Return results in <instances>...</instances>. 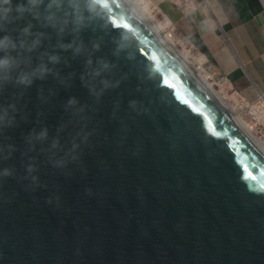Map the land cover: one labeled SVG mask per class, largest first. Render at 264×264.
I'll list each match as a JSON object with an SVG mask.
<instances>
[{"label": "water", "instance_id": "1", "mask_svg": "<svg viewBox=\"0 0 264 264\" xmlns=\"http://www.w3.org/2000/svg\"><path fill=\"white\" fill-rule=\"evenodd\" d=\"M27 5L0 0L38 41L0 89V264H264V155L209 90L123 0Z\"/></svg>", "mask_w": 264, "mask_h": 264}, {"label": "crops", "instance_id": "2", "mask_svg": "<svg viewBox=\"0 0 264 264\" xmlns=\"http://www.w3.org/2000/svg\"><path fill=\"white\" fill-rule=\"evenodd\" d=\"M152 1L241 97L264 95V0H193L198 6L185 11Z\"/></svg>", "mask_w": 264, "mask_h": 264}, {"label": "clouds", "instance_id": "3", "mask_svg": "<svg viewBox=\"0 0 264 264\" xmlns=\"http://www.w3.org/2000/svg\"><path fill=\"white\" fill-rule=\"evenodd\" d=\"M10 3V0H9ZM65 0H28L26 8H22V11H31L37 16H42L43 20L48 24L55 26L56 13L64 6ZM71 3V0H69ZM43 6V13H41V7ZM159 9V8H158ZM11 17L7 15V11L4 16H0V31L6 30V25L10 21ZM78 22V20L76 21ZM29 27H31L29 25ZM28 28L23 30L22 35H28ZM38 41H33L32 44H28L26 40H14L9 35H4L0 38V89L6 88L9 85L32 83V75L24 71H18L20 69L19 50L31 51L36 46ZM13 53H17L14 55ZM55 59V58H53ZM107 67V65H105ZM43 73H41V76ZM74 99L69 100V104H74ZM41 138L46 136V131L40 133Z\"/></svg>", "mask_w": 264, "mask_h": 264}, {"label": "bare ground", "instance_id": "4", "mask_svg": "<svg viewBox=\"0 0 264 264\" xmlns=\"http://www.w3.org/2000/svg\"><path fill=\"white\" fill-rule=\"evenodd\" d=\"M123 1L132 10V12L139 18L142 24L148 30H150V32H152V34L158 39L161 45L166 50H168L179 63H181L196 79H198L209 90V92L212 94V96L215 98L218 104L222 107V109L228 114V116L234 122V124H236V126L247 136V138L254 144V146L264 155V142H262L258 137H256L253 134L254 132L252 131V127L250 125L242 121V119L239 116L232 113V110L227 105V101H226L227 98L225 97L226 95H223L220 92H215L213 90L211 84L207 79V76L202 74L203 70L202 71L200 70L201 67L196 68L193 65H191V62L187 59L184 53L176 47L175 45L176 35L173 33V31H168L165 34L162 33V31L169 28V21L166 20L165 23L155 25L154 23H156L155 21L156 17L153 11L149 10V7L144 4L143 0H138L141 7L139 6L137 1H134L133 3L130 0H123ZM157 10L159 11L158 8L156 9V12H158ZM245 103L246 105H252V103L247 101ZM257 106L259 107L258 114L260 115V109L263 108L264 110V99Z\"/></svg>", "mask_w": 264, "mask_h": 264}, {"label": "rangeland", "instance_id": "5", "mask_svg": "<svg viewBox=\"0 0 264 264\" xmlns=\"http://www.w3.org/2000/svg\"><path fill=\"white\" fill-rule=\"evenodd\" d=\"M130 1L132 3L134 1L138 2V0H130ZM138 4L141 7L139 2ZM156 8H158L156 4L155 6H149V10L153 11L156 17L155 18L156 23L154 24L159 25L161 23H165L166 19L164 18V15L160 10L159 11L157 10L158 12H156ZM168 31H173V30L167 28L166 30L162 31V33L165 34ZM173 33L176 35V41H175L176 47L184 53L187 59L191 62V65H193L196 68L201 67L200 70L201 71L203 70L202 74L207 76V79L211 84L213 90L215 92H220L223 95H226L225 97L227 98L226 99L227 105L232 110V113L239 116L242 119V121L250 125L252 127V131L254 132L253 134L256 137H258L262 142H264V116L258 115V111H255L253 107H251V105H246V103L242 100V98H240V95L236 94L234 92V89L230 87L225 80L221 79V76L216 73L212 64L205 58V56L202 54V52H200V50L192 46V44H190L186 40V38H184L176 31H173Z\"/></svg>", "mask_w": 264, "mask_h": 264}, {"label": "built area", "instance_id": "6", "mask_svg": "<svg viewBox=\"0 0 264 264\" xmlns=\"http://www.w3.org/2000/svg\"><path fill=\"white\" fill-rule=\"evenodd\" d=\"M173 2H174V5H175V7L178 9V10H180V11H185V10H188V9H190L191 7H197L198 6V3H195L193 0H172ZM143 2H144V4L146 5V6H155V3L152 1V0H143ZM157 9V8H156ZM164 18L167 20V21H169L165 16H164ZM169 29L171 30H173V31H175V29H174V27L172 26V24L170 23V21H169ZM221 76V75H220ZM221 79L222 80H225V78L223 77V76H221ZM226 81V80H225ZM234 92L236 93V94H238L237 93V91H235L234 90ZM239 95V94H238ZM240 98H242V100L244 101V102H246L247 100H245L243 97H241L240 96ZM264 99V95H261L260 96V98H258L257 100H255V101H252V105H251V107H253V109L255 110V111H258V113H259V107L257 106V105H259V103H261V101ZM247 102H249V101H247ZM257 103V104H256ZM255 106V107H254ZM259 115V114H258ZM260 115H262V116H264V110H263V108H261L260 109Z\"/></svg>", "mask_w": 264, "mask_h": 264}, {"label": "snow or ice", "instance_id": "7", "mask_svg": "<svg viewBox=\"0 0 264 264\" xmlns=\"http://www.w3.org/2000/svg\"><path fill=\"white\" fill-rule=\"evenodd\" d=\"M245 171H246V169H245ZM250 175V174H249Z\"/></svg>", "mask_w": 264, "mask_h": 264}]
</instances>
